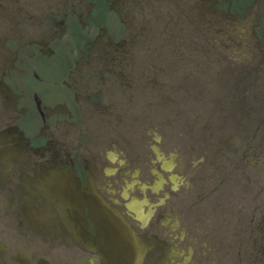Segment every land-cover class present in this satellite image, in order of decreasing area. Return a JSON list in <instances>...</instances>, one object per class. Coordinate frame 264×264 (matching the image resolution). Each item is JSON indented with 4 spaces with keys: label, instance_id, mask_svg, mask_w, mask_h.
Instances as JSON below:
<instances>
[{
    "label": "flooded vegetation",
    "instance_id": "obj_1",
    "mask_svg": "<svg viewBox=\"0 0 264 264\" xmlns=\"http://www.w3.org/2000/svg\"><path fill=\"white\" fill-rule=\"evenodd\" d=\"M155 4L204 35L209 16L264 9V0H0V264H106L92 244L102 228L108 245L121 234V264H264V192H178L194 181L157 127L143 148L125 130L99 140L86 124L85 105L111 100L113 83L143 99L130 29L136 10ZM254 24L264 56V12ZM89 82L100 86L81 91ZM209 159L204 150L205 173ZM240 160L254 175L256 148Z\"/></svg>",
    "mask_w": 264,
    "mask_h": 264
},
{
    "label": "rangeland",
    "instance_id": "obj_2",
    "mask_svg": "<svg viewBox=\"0 0 264 264\" xmlns=\"http://www.w3.org/2000/svg\"><path fill=\"white\" fill-rule=\"evenodd\" d=\"M86 9L81 6L82 17ZM258 11L264 9L253 6L235 19L209 16L211 28L204 35L177 9L155 4L136 10L130 30L144 70L143 99L113 83L111 100L104 94L100 104L85 105L88 128L96 129L102 141L109 130L113 135L125 130L130 144L147 148V135L157 127L159 145L178 148V168L194 181L191 188L182 181L178 192L202 194L214 187L215 194L223 191L230 199L264 192V56L255 48ZM99 86L89 82L81 91ZM248 148L257 152L254 175L249 168L241 172L240 156ZM204 150L211 162L207 173L200 162Z\"/></svg>",
    "mask_w": 264,
    "mask_h": 264
},
{
    "label": "water",
    "instance_id": "obj_3",
    "mask_svg": "<svg viewBox=\"0 0 264 264\" xmlns=\"http://www.w3.org/2000/svg\"><path fill=\"white\" fill-rule=\"evenodd\" d=\"M106 230L102 228L98 231L97 236L93 240V243H96L100 249V252L104 258H107L108 261L106 264H121V261L118 259L121 254L122 240L121 234L112 233L113 237L110 238V245L107 244L109 241L106 237ZM113 241V243H112Z\"/></svg>",
    "mask_w": 264,
    "mask_h": 264
}]
</instances>
